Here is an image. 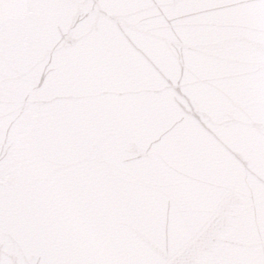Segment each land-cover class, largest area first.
<instances>
[{
    "label": "snow or ice",
    "instance_id": "1",
    "mask_svg": "<svg viewBox=\"0 0 264 264\" xmlns=\"http://www.w3.org/2000/svg\"><path fill=\"white\" fill-rule=\"evenodd\" d=\"M0 264H264V0H0Z\"/></svg>",
    "mask_w": 264,
    "mask_h": 264
}]
</instances>
